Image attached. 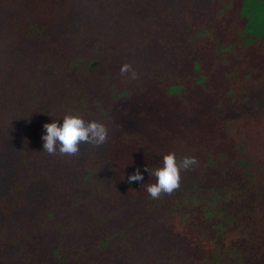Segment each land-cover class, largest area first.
<instances>
[{"label": "trees", "instance_id": "1", "mask_svg": "<svg viewBox=\"0 0 264 264\" xmlns=\"http://www.w3.org/2000/svg\"><path fill=\"white\" fill-rule=\"evenodd\" d=\"M187 49L194 80L169 73ZM263 58L264 0H0V264H226L240 247L246 260L228 264L257 260L264 141L250 115L264 106L245 99ZM198 92L230 105L207 134L215 161H200L184 205L178 188L152 199L147 137L164 106L182 114ZM66 114L102 123L106 142L42 151L43 126Z\"/></svg>", "mask_w": 264, "mask_h": 264}, {"label": "rangeland", "instance_id": "2", "mask_svg": "<svg viewBox=\"0 0 264 264\" xmlns=\"http://www.w3.org/2000/svg\"><path fill=\"white\" fill-rule=\"evenodd\" d=\"M236 1V0H232ZM224 3H227L226 1H223ZM241 23L239 24L240 27ZM194 55V54H193ZM192 55L190 56V51L189 49L185 50V53L183 56H180L181 59L178 61H173V65L178 67V70H170L169 73L170 75L175 72V73H180V70H182L183 74L187 78H191L194 80V72L191 70L190 67V61ZM258 72L262 76L263 80L261 81V84L258 85L260 91L258 95L255 97V100L253 97H251L250 101V96L249 98L245 99V103L247 104V108L252 109L254 103H260L259 100H262V107L264 106V58L262 61L259 63L257 66ZM177 74V75H178ZM250 80V78H248ZM233 81H238L239 77L233 78ZM221 81V80H218ZM245 80L243 81V83ZM237 83V82H236ZM220 84L214 85L212 90L216 91L217 86ZM238 85V83H237ZM238 87V86H235ZM243 87L249 88L250 83H247L243 85ZM149 91H156L155 88L149 87ZM159 91V90H158ZM202 92H198L197 97L195 98V104L193 105V101L191 96L188 97L187 102L185 101V111L182 114H175L170 112V110L164 106L165 110H168V112H165L163 116L161 117L160 120H156L157 125L156 127V132L153 130L152 133L154 134L155 137L149 139L147 137L146 144L149 145V148L151 150H154V155L156 158L155 163H158L154 165L150 169V173H153V170L156 167H159L161 164V159L164 155L168 153H174L177 159V162L179 163L184 157H194L197 161L195 165H192L188 167L187 169H182L179 173L180 179H179V186L177 187L179 189V193L181 195L182 199V204L184 205L188 199L192 198V196H195V191L191 190L189 188V185L192 184L191 182L194 183V178L196 176V169L199 166V163L201 162H207V161H215V157L212 154L211 151V146H209V138L207 137V134H213L216 130L217 124L221 120H224V113L229 110L230 105L227 104L226 100L218 99V97H215V95H208L205 96L201 94ZM160 92H158V95ZM253 101V102H252ZM141 105H148L149 109L151 107L156 108L159 105V100H148L146 102H142ZM262 107H258L262 108ZM253 116V117H252ZM250 115V128L252 129L253 134H260L264 141V110L262 108V112L258 113H253V115ZM210 131L212 133H210ZM203 135V136H202ZM202 139H204L202 141ZM133 144V143H132ZM222 149H224L223 146H221ZM130 148L133 149L132 146ZM128 147V149H130ZM132 149H130L132 151ZM228 151V150H227ZM201 161V162H200ZM262 161V185H264V159ZM206 183V182H204ZM208 184V183H207ZM207 184L204 185L203 183L199 184L196 186L197 189H199V193L203 194L204 199H207V196H209L207 193V190H204L207 186ZM264 187V186H263ZM264 192V189H263ZM205 194V195H204ZM190 206V205H189ZM146 207V206H145ZM191 207V206H190ZM139 208H142L140 204L137 203L136 209L139 210ZM144 208V207H143ZM142 208V209H143ZM264 211V210H263ZM149 213V212H148ZM152 217L148 216L144 219L145 224H144V230L145 229H152L155 226V222L157 220L158 215L155 212L151 213ZM264 217V212L262 214V218ZM140 228L141 230L143 229ZM262 233H263V238L259 242L258 247L259 249L257 252L259 253V257L257 260L253 261L251 259L250 264H264V225L262 228ZM46 234V233H45ZM50 237V236H48ZM51 240H54L52 237ZM157 246H162L161 242L157 244L156 246L154 245L153 248H156ZM140 247V246H139ZM162 247H167L168 246H162ZM243 247H240V252H233V256H239L240 260L245 259L247 257V251L245 249V252H243L241 249ZM139 249V248H138ZM157 249V248H156ZM244 249V248H243ZM254 250L253 245L250 243V248L249 250ZM226 256V264L230 263L229 262V257L233 258L229 250L226 251V253L223 254ZM251 257V256H250ZM180 260V259H179ZM245 260L242 261V264H246ZM173 264H177L178 260L176 259L175 256H173L172 259Z\"/></svg>", "mask_w": 264, "mask_h": 264}, {"label": "clouds", "instance_id": "3", "mask_svg": "<svg viewBox=\"0 0 264 264\" xmlns=\"http://www.w3.org/2000/svg\"><path fill=\"white\" fill-rule=\"evenodd\" d=\"M120 71L122 74L130 73L132 79L136 78V73L131 71L130 65H122ZM43 127L45 134L42 135V151L49 155H75L79 152L81 144L99 146L106 142L108 136V130L102 123L85 121L76 114H66L60 124L53 120ZM196 163L194 157H184L178 163L174 153L164 155L160 166L152 173L155 183L143 185L146 192L152 199H158L162 193H172L179 186L180 171ZM145 171L148 173L147 168ZM143 179V174L136 171L128 177V182L139 183Z\"/></svg>", "mask_w": 264, "mask_h": 264}]
</instances>
